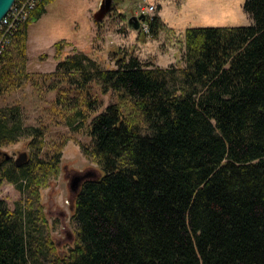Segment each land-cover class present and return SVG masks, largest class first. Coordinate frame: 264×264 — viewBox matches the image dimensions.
Instances as JSON below:
<instances>
[{
    "label": "trees",
    "instance_id": "1",
    "mask_svg": "<svg viewBox=\"0 0 264 264\" xmlns=\"http://www.w3.org/2000/svg\"><path fill=\"white\" fill-rule=\"evenodd\" d=\"M50 1L0 57V146L30 138L31 149L19 165L0 164V186L25 195L14 209L0 199V264H264V0H246L249 25L188 27L183 65L131 56L103 68L75 52L43 80L57 91L52 114L85 127L84 152L102 169L77 191L76 241L63 255L40 200L62 144L45 148L46 125L2 102L26 81L38 84L26 71L29 26ZM161 23L148 20L152 36ZM94 86L117 100L98 112Z\"/></svg>",
    "mask_w": 264,
    "mask_h": 264
},
{
    "label": "rangeland",
    "instance_id": "2",
    "mask_svg": "<svg viewBox=\"0 0 264 264\" xmlns=\"http://www.w3.org/2000/svg\"><path fill=\"white\" fill-rule=\"evenodd\" d=\"M140 1L116 0L100 24L93 14L101 0H51L44 15L29 26L26 71L38 84L28 80L2 100L4 104H20L26 123L46 125L45 148L62 144L58 174L40 187L47 232L56 244V252L61 255L74 245L77 235L72 216L78 190L71 189L72 179L77 174L88 173L91 174L84 179L97 177L102 169L84 152V147L91 143L85 127L75 131L62 117L52 114L57 91H50L49 81L43 80L56 70L66 54L75 52L88 54L103 68L116 67L119 57L128 59L131 56L154 66L183 65L188 27H232L253 22L244 8L246 0H148L156 7L152 15H159L162 21L158 34L152 36L128 22ZM59 41L63 48L57 52ZM93 90L102 101L98 112L117 100L112 93L102 94L96 86ZM29 141L30 138H22L0 149L15 161L24 152L28 156L31 154ZM23 198L25 195L13 183L4 181L1 184L0 199L11 209Z\"/></svg>",
    "mask_w": 264,
    "mask_h": 264
},
{
    "label": "built area",
    "instance_id": "3",
    "mask_svg": "<svg viewBox=\"0 0 264 264\" xmlns=\"http://www.w3.org/2000/svg\"><path fill=\"white\" fill-rule=\"evenodd\" d=\"M43 0H16L8 14L0 23V57L5 53L12 42V38L18 31L19 27L25 22L31 11ZM156 7L148 0H141L135 10L137 17L144 16L145 21L141 22V30L149 33L148 20L152 19V15Z\"/></svg>",
    "mask_w": 264,
    "mask_h": 264
},
{
    "label": "water",
    "instance_id": "4",
    "mask_svg": "<svg viewBox=\"0 0 264 264\" xmlns=\"http://www.w3.org/2000/svg\"><path fill=\"white\" fill-rule=\"evenodd\" d=\"M15 1L16 0H0V23L2 19L8 14ZM115 1L116 0H101L98 10H96L93 14L94 20L98 23L102 22L107 17L109 12L112 10ZM145 20L146 18L144 16L137 17L136 15H133L129 18L128 22L130 25L134 24L135 25L134 27L138 29L141 27V22ZM27 157L28 154L26 152L22 153L21 156L15 160L16 164L17 165L21 164L23 161L27 159ZM9 158L10 156L8 155V153L3 152L0 149V164L2 163L3 159H9ZM90 174L91 173H88L87 175H82V174L75 175L72 179L71 189L73 191H77L84 178H86Z\"/></svg>",
    "mask_w": 264,
    "mask_h": 264
},
{
    "label": "crops",
    "instance_id": "5",
    "mask_svg": "<svg viewBox=\"0 0 264 264\" xmlns=\"http://www.w3.org/2000/svg\"><path fill=\"white\" fill-rule=\"evenodd\" d=\"M29 38V37H28Z\"/></svg>",
    "mask_w": 264,
    "mask_h": 264
}]
</instances>
